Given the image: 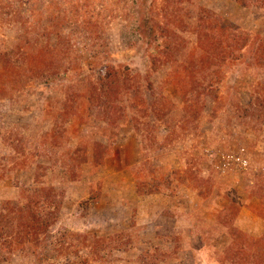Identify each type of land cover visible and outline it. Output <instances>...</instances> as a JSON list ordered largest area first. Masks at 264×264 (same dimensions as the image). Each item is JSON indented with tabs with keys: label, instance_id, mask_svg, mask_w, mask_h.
Here are the masks:
<instances>
[{
	"label": "rangeland",
	"instance_id": "374dc122",
	"mask_svg": "<svg viewBox=\"0 0 264 264\" xmlns=\"http://www.w3.org/2000/svg\"><path fill=\"white\" fill-rule=\"evenodd\" d=\"M156 1L159 9L165 2ZM185 5L207 8L264 37V5L258 0ZM145 13L142 0H0V209L4 203L35 207L40 199L34 192L42 190L63 195L49 229L51 252L40 264H219L229 237L217 217L229 192L239 200L233 226L253 240L264 237V194L253 195L264 185V125L240 114L252 95L264 96V73L228 68L216 101L207 100L200 116L187 122L179 88L168 82L186 80L178 65L189 63L195 38L184 34L186 49L177 64L155 71L151 57L161 59L163 41L149 43L143 34ZM103 65L146 76L170 110L163 119L140 120L126 109L110 153L95 167L94 142L110 140L88 98L89 82L96 83ZM75 95V112L66 113V98ZM124 100L127 108V94ZM70 149L86 150L88 162H74L71 169ZM237 158L247 161L245 169ZM37 166L43 176L35 182ZM192 166L199 178L211 180L206 197L176 183L147 196L136 191V181L153 184V176ZM95 239L106 240V248L96 252ZM19 250L16 244L5 249L0 240V264H37Z\"/></svg>",
	"mask_w": 264,
	"mask_h": 264
},
{
	"label": "trees",
	"instance_id": "16d2710c",
	"mask_svg": "<svg viewBox=\"0 0 264 264\" xmlns=\"http://www.w3.org/2000/svg\"><path fill=\"white\" fill-rule=\"evenodd\" d=\"M258 1L264 5V0ZM191 2L192 0H165L159 9L156 0H142L147 13L140 19V24L144 28L142 32L147 40H150L149 43L151 39L155 41L161 38L163 41L161 59L151 57V67L155 71L158 65H166L169 62L177 64V55L179 56L186 49L184 34L189 33L195 38V49L191 53L189 63L178 65L185 72L186 80L179 78L168 82L179 88L187 122H192L200 116L207 100L216 101L218 87L228 68L241 65L244 70L255 67L257 71L264 73L263 36L244 32L233 24L225 22L207 8L197 6L191 9L185 5ZM155 10L157 12L154 18L152 12ZM191 12L194 13L193 16ZM157 30H159L158 38ZM242 50L246 53L241 54ZM142 80L145 81L144 87ZM146 83V76L132 73L126 66L112 65H103L97 73L96 83L89 82L90 108L96 112V117L106 124L110 135L107 145L94 142L90 156L93 166L98 167L104 164L106 156L110 153L111 144L115 140L116 127L127 115L126 109L134 111L138 119L144 118L145 120H160L169 113L170 106L168 105L170 104L161 94H156L152 84ZM125 94H127V108L123 105ZM75 97L66 98V103H64L66 113L70 110L75 112V102L79 99L78 95ZM250 102L247 108H240L242 118L264 125V96L260 99L258 94L252 95ZM133 122L138 131L139 121L133 118ZM69 152L72 162L71 169H73L74 162L77 166L88 162L86 150L79 152L70 149ZM37 168L41 170L35 172V182L43 176V167L37 166ZM74 171L71 170L72 181L75 179L76 171ZM198 176L199 173L193 166L186 170H174L171 174L153 176V184L136 181V191L147 196L148 193L161 192L162 188L169 190L176 183L187 185L200 197H206L210 191L211 180ZM257 189L258 191L253 195L257 196L261 191L262 196L264 185ZM36 193L34 192L40 201L37 206L34 205L35 207L3 204L0 209V240L4 242L5 249L11 250V246L16 244L19 251L29 252L33 263L40 264L43 262V256L46 257L51 252L52 238L49 236V229L59 216L63 195L57 193L55 189L42 190V195ZM89 201L90 197L83 204L87 205ZM226 201L227 205L217 217V224L226 231L229 243L219 259V264H264V237L253 240L237 230L233 224L237 217L235 207L239 204V200L233 198L229 192L226 195ZM115 238L123 237L118 235ZM105 241L95 239L96 252L98 248H106ZM130 242L127 236V244ZM53 248L57 250L58 247Z\"/></svg>",
	"mask_w": 264,
	"mask_h": 264
},
{
	"label": "built area",
	"instance_id": "2783aa9c",
	"mask_svg": "<svg viewBox=\"0 0 264 264\" xmlns=\"http://www.w3.org/2000/svg\"><path fill=\"white\" fill-rule=\"evenodd\" d=\"M235 163L239 166V167H241V169H245V167H246V164H247V161L245 160V159H241V158H237V159H235ZM243 167V168H242Z\"/></svg>",
	"mask_w": 264,
	"mask_h": 264
}]
</instances>
